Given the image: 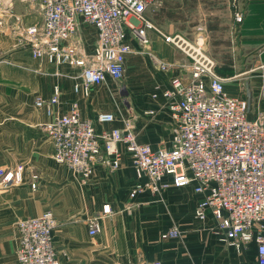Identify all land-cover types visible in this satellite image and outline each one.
<instances>
[{
  "label": "crops",
  "instance_id": "crops-1",
  "mask_svg": "<svg viewBox=\"0 0 264 264\" xmlns=\"http://www.w3.org/2000/svg\"><path fill=\"white\" fill-rule=\"evenodd\" d=\"M185 1L197 6L200 20L197 27H188L187 34L170 23L172 17L165 9L171 0H157L156 8L149 7L146 16L166 36L181 37L189 46L199 43L213 61L225 92L246 101L248 118L264 112V0H240L245 14L240 24L233 20L230 0ZM25 8L27 13L28 5ZM81 33L91 49L94 27L83 26ZM147 35L150 49L171 68L161 72L145 54H128L124 68L134 72L140 87L121 104L111 103L105 84L94 87L87 98L75 95L72 76L78 71L66 65L38 60L0 62V167L7 171L21 167L22 175L17 185L0 184V264H17V222L46 210L57 224L52 240L59 264L256 262L254 242L236 249L221 240L223 234L210 214L204 221L194 217L201 196L192 187L168 188L156 194L146 191L130 199L137 177L127 156L116 169L97 166L87 180L52 159L51 144L41 130L48 117L34 102L50 97L55 84L60 88L58 112H67L73 102L83 118L95 120L98 113L109 112L116 120L97 125V129L122 128L123 119H130L139 143L153 150L169 147L172 125L160 92L171 76L186 77L190 61L184 51L155 31L148 30ZM153 93L158 96L153 98ZM150 109L155 110L152 116L146 114ZM33 176L34 190L30 187ZM105 205L110 213L102 215ZM96 215L101 216L100 230L91 236L87 221ZM172 227L178 229V236L161 239L160 234Z\"/></svg>",
  "mask_w": 264,
  "mask_h": 264
},
{
  "label": "built area",
  "instance_id": "built-area-1",
  "mask_svg": "<svg viewBox=\"0 0 264 264\" xmlns=\"http://www.w3.org/2000/svg\"><path fill=\"white\" fill-rule=\"evenodd\" d=\"M26 2L29 13L23 14L14 12L9 0L5 11L8 30L39 61L76 69L72 91L77 96L87 98L94 87L108 80L120 81L125 58L133 52L145 54L155 69L168 72L171 65L149 47L148 30L180 48L190 61L186 77L171 76L160 92L172 131L169 147L156 150L138 142L130 119H123L122 128L97 129V125L113 123L115 115L100 112L95 120L83 118L76 102L67 112H58L60 88L53 85L50 97L37 98L34 106L48 117L41 130L51 144L54 162L87 180L97 166L116 169L127 156L137 177L130 199L146 191L156 194L190 186L201 196L194 217L204 221L210 214L223 234L221 240L236 249L254 242V264H264V112L248 118L246 101L225 92L213 61L199 43L189 46L181 37L166 36L151 23L146 11L156 5L155 0ZM230 7L234 22L240 24L245 16L240 0H230ZM83 26L95 29L91 49L82 37ZM146 114L152 116L155 110ZM35 179L33 176L30 184L33 190ZM21 181V167L14 171L0 167V184L13 186ZM109 213V206H103L101 214ZM100 220L96 215L87 221L89 235L99 232ZM56 225L49 210L19 220L17 264H59L52 240ZM178 233L172 227L160 238H175Z\"/></svg>",
  "mask_w": 264,
  "mask_h": 264
},
{
  "label": "rangeland",
  "instance_id": "rangeland-1",
  "mask_svg": "<svg viewBox=\"0 0 264 264\" xmlns=\"http://www.w3.org/2000/svg\"><path fill=\"white\" fill-rule=\"evenodd\" d=\"M12 3H14V12L16 13H26L25 7H27L28 2L26 0H10ZM156 1V5L154 8H156L158 2ZM9 0H0V62H9V61H15V60H38L32 56L31 51L24 47L20 40L18 39V36L13 35L8 30V21L6 20L5 14H6V7L8 6ZM166 5H164L165 7ZM169 10L168 13L172 17V20H170L171 25L176 29L178 28V31L188 33L189 30L191 31V28L197 27V25L200 23L198 13H197V6H188L185 0H171V3L167 5ZM152 14H155L157 11L154 10V12L151 10ZM150 12L148 11L147 14ZM149 17V15H148ZM157 17L156 15L154 16ZM150 18V17H149ZM6 20V22H4ZM33 21V19L31 18ZM30 21V20H29ZM188 27H191L188 29ZM177 30V29H176ZM22 47L26 48L21 49ZM224 47V46H223ZM224 48L222 49V51ZM23 52V53H22ZM39 61V60H38ZM154 68V67H153ZM144 74V72H143ZM137 77L135 76L134 72H132L130 69L124 68L123 77L120 81L115 82L112 80H108L104 84L107 85L108 92L111 95L110 100L111 103H123L127 99V95L133 91L134 89H138L140 87L139 83L136 81ZM140 79V78H138ZM143 81L145 80L142 78ZM146 83L142 84V87L145 86ZM151 90L150 92H152Z\"/></svg>",
  "mask_w": 264,
  "mask_h": 264
}]
</instances>
